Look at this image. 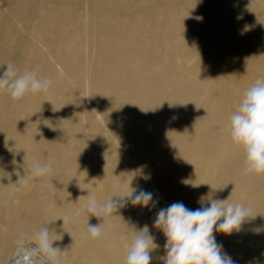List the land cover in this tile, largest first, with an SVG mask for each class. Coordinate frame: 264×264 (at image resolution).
<instances>
[{
    "label": "bare ground",
    "instance_id": "obj_1",
    "mask_svg": "<svg viewBox=\"0 0 264 264\" xmlns=\"http://www.w3.org/2000/svg\"><path fill=\"white\" fill-rule=\"evenodd\" d=\"M9 62L52 86L20 100L0 91V264L21 232L46 224L68 251L61 264H124L145 225L158 246L150 264H163L158 211L195 210L209 196L253 216L230 235L214 231L222 253L264 264V175L244 174L228 131L264 77V0H0V73ZM49 161L51 176L24 184ZM131 188L153 200L104 221L71 215L89 195L103 204ZM87 222H103V236L92 239Z\"/></svg>",
    "mask_w": 264,
    "mask_h": 264
},
{
    "label": "clouds",
    "instance_id": "obj_2",
    "mask_svg": "<svg viewBox=\"0 0 264 264\" xmlns=\"http://www.w3.org/2000/svg\"><path fill=\"white\" fill-rule=\"evenodd\" d=\"M51 86L50 78H40L34 70L19 74L18 68L11 62L0 73V91H6L13 100H20L29 93L47 95ZM228 131L232 143L243 149L244 174L264 175V77L257 78L245 90L236 110L229 117ZM52 174L51 161L45 164L36 162L24 176V184ZM113 197L101 204L94 195H89L84 207L73 210L71 215L78 217L91 214L104 221L129 202L147 207L153 200L152 193L135 189L125 195ZM227 200L212 199L209 196L207 202L205 197H201L198 200L201 207L195 210L189 209L183 202H174L161 208L154 220V227L161 230L166 238V256L161 257L163 264H234L229 255L222 253V245L216 242L213 233L215 231L230 235L239 231L242 224L253 216L250 208L241 203H228ZM61 218L65 224L71 216ZM102 224L103 222H87V234L92 239L101 238ZM48 225L31 235L21 232L14 241L15 247L9 264H61V253L66 256L68 251H61L59 247L53 246L57 240L52 238ZM255 231L260 232L261 229L257 228ZM154 241L147 225L135 231V237L126 251L124 264H150V253L158 247Z\"/></svg>",
    "mask_w": 264,
    "mask_h": 264
},
{
    "label": "rangeland",
    "instance_id": "obj_3",
    "mask_svg": "<svg viewBox=\"0 0 264 264\" xmlns=\"http://www.w3.org/2000/svg\"><path fill=\"white\" fill-rule=\"evenodd\" d=\"M11 258H12V255H11L10 257H8V258L4 261L3 264H9V261H10Z\"/></svg>",
    "mask_w": 264,
    "mask_h": 264
}]
</instances>
